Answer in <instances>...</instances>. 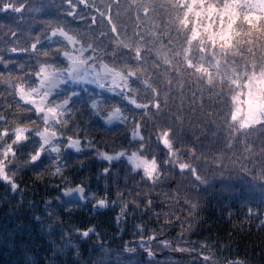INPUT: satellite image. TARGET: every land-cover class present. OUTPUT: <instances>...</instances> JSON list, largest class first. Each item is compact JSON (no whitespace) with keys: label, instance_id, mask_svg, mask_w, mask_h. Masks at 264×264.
<instances>
[{"label":"trees","instance_id":"1","mask_svg":"<svg viewBox=\"0 0 264 264\" xmlns=\"http://www.w3.org/2000/svg\"><path fill=\"white\" fill-rule=\"evenodd\" d=\"M247 2L0 0V5H10L7 12L0 8V55L5 58L13 43L8 36L11 28L21 30L18 46L23 47L27 30L40 32L46 18L67 24L71 18L58 13L76 11L70 31L44 39L48 56L55 57L57 71L64 67L63 58L53 51L59 48L69 56L81 53L87 62L118 73L122 83L110 89L117 93L110 102L121 109L127 129L137 122L147 129V150L139 154H156L161 163L155 183L130 175L126 161H114L111 167L118 178H106L100 172L107 162L92 150L84 155L72 150L70 171L65 172L72 183L65 184L62 177L48 175L50 168L34 180L17 154L9 160L8 174L17 178L21 192L7 193L6 185L0 183V264H201L202 244L212 264L235 259L264 264V119L241 124L234 117L233 103L235 94L241 92L239 79L264 69V10L253 14ZM12 6H24L23 11L16 12ZM37 7L45 9L43 16L36 14ZM17 59L24 65L36 63V56ZM12 76H16L15 65ZM79 87L96 90V85L87 83ZM0 92H4L2 84ZM125 98L143 110L126 105ZM165 128L172 130L174 158L151 138ZM125 131L120 128L106 134L101 129L89 135L101 150L115 151L121 146L138 150L123 139ZM193 158L201 162L203 170L193 167L204 183L174 168L173 159L190 163ZM81 161L86 167L79 166ZM81 178L90 189L85 196L87 205L67 210L55 198L60 188L80 183ZM105 189L107 199L116 204L106 211H94L91 197L99 198ZM145 199L152 201L150 210H146ZM186 199L197 204L192 216L185 210ZM244 205L253 213L259 209L261 215H246ZM125 206L127 216L121 213L117 225L114 217ZM134 225L145 230L138 233ZM88 227L98 235H78L77 230ZM152 232L158 239L138 243L141 236L147 240ZM160 241H167L169 247H162Z\"/></svg>","mask_w":264,"mask_h":264},{"label":"snow or ice","instance_id":"2","mask_svg":"<svg viewBox=\"0 0 264 264\" xmlns=\"http://www.w3.org/2000/svg\"><path fill=\"white\" fill-rule=\"evenodd\" d=\"M65 3H70V0H65ZM9 7L7 3L0 5L5 12L9 10ZM12 7L16 12H22L24 6ZM35 11L37 15L43 16L45 9L37 7ZM58 15L71 19L66 24L62 20L46 18L43 21L44 28L40 32L33 33L27 30L24 33L27 36V42L23 47L18 46L21 30L11 28L8 36L13 41L12 46L6 49L7 58L0 55V68L3 69L0 71V77H6L0 81L4 87V92H0V100L3 101L0 103V183L6 185L7 193L21 192L17 178L8 174L9 160H15L19 154L24 159L25 170L33 172L34 180H40V173L50 168L49 176H60L65 184H70L72 181L65 175V172L70 171L68 161L72 158V150L79 155L92 150L96 157L107 162L108 166L100 172V175L106 178H118L111 165L114 161L120 163L126 161L130 175H139L142 177L141 182L155 183L154 173L150 171L153 166L151 156L142 157L137 163L138 154L147 150L144 145V132L147 129L142 128L139 122L134 128L127 129V121L122 117L121 109L110 102L117 93L100 88L98 83L96 90L91 92L80 88L81 83L88 81H81L77 75L72 73V69L69 68L71 57L59 48L53 51L58 52L63 58L64 67L59 71L56 70L55 57L48 56L49 49L44 46L43 41L63 36L65 31H70L71 23L76 18V11L59 12ZM90 19L94 22L95 17ZM75 22L79 23V20ZM38 50L42 55L37 56ZM21 56H36V63L34 65L21 64L17 59ZM13 65H15V78L12 76ZM25 67H28L27 72L24 71ZM123 102L136 110H143L142 106L126 98ZM103 105L107 107H102ZM85 116L88 119H84ZM114 121L120 123L115 124ZM120 128L126 129L123 139L131 145L138 146L137 152L134 153L130 148L123 146L115 151L101 150L95 147L96 141L89 135L91 131L101 129L106 134H112ZM167 135H171V132L166 130L165 133L158 132L151 137L165 152H168L164 143ZM79 166L86 167L82 161L79 162ZM174 168L182 175L189 174L196 183H203L198 172L191 166L175 164ZM123 180L127 184V176L123 177ZM85 183V179L81 178V182L75 184L74 187L60 188V196L55 199L60 204L66 205L67 210H71L74 205L86 206L88 199H85V196L90 189L85 187ZM114 196L119 197L120 193L115 191ZM91 199L95 201L91 207L97 212L106 211L116 204V200L107 199L106 189L99 198L93 195ZM132 206L136 207L135 204ZM145 206L146 210H150L152 201L145 199ZM244 207L247 208L246 215H261L259 209L253 213L250 206L244 205ZM121 213L127 216V206L120 209V213L114 217L117 225L120 222ZM156 215L159 216L158 213ZM228 215L231 216V213ZM134 227L138 233L145 230L141 225H134ZM77 233L83 238L98 235L93 227L77 230ZM156 239H158L156 233L152 232L147 240L141 236L138 243L143 245ZM160 244L162 247H169L167 241H160ZM201 249L199 253L201 264H212V257L207 253L206 245L202 244ZM177 251H183V249H177ZM147 255L152 257L150 249L147 250ZM233 264H240V259L233 260Z\"/></svg>","mask_w":264,"mask_h":264},{"label":"rangeland","instance_id":"3","mask_svg":"<svg viewBox=\"0 0 264 264\" xmlns=\"http://www.w3.org/2000/svg\"><path fill=\"white\" fill-rule=\"evenodd\" d=\"M252 12L259 13L264 10V0H247ZM188 2V1H186ZM250 11V10H249ZM195 36L198 31L195 30ZM69 68L75 74V70H81L77 75L81 81H88L87 84H99L100 88L115 90L116 85H121V76L111 68L103 66L99 68L90 62L87 58H82L81 53L71 54ZM108 74V75H107ZM240 80L241 92H237L233 97L234 117L241 124H249L264 119V69L253 71L246 79ZM111 82V84H110ZM140 154L137 157V163L142 158Z\"/></svg>","mask_w":264,"mask_h":264},{"label":"clouds","instance_id":"4","mask_svg":"<svg viewBox=\"0 0 264 264\" xmlns=\"http://www.w3.org/2000/svg\"><path fill=\"white\" fill-rule=\"evenodd\" d=\"M166 130L170 131V132L172 131L170 128H165L162 131H160L159 133H165ZM170 136L171 135L166 136L164 143H165L166 147L168 148V157L174 158V157H176V150L173 148V140L170 138ZM133 152L135 153V152H137V150H134ZM147 156L148 155L145 154L144 157H147ZM151 158L153 161V166L150 169V171L156 174L153 176V179L156 181L158 179V174L161 170V163H160V160L158 159V156L156 154H152ZM173 163L184 164L186 167L191 166L193 169H195V167H193V165H195L196 167H201V162H200L199 158H193L190 163L189 162L178 163L175 159H173ZM164 164H165V166L168 164V159L164 160ZM201 170H203L202 167H201ZM202 182L204 183V181H202ZM185 203L188 205V209H190V210L185 209L187 211V215L192 216L197 210V204L194 203L191 199H186ZM216 264H219V261H216ZM226 264H233V260L226 261ZM240 264H244V261L240 260Z\"/></svg>","mask_w":264,"mask_h":264},{"label":"water","instance_id":"5","mask_svg":"<svg viewBox=\"0 0 264 264\" xmlns=\"http://www.w3.org/2000/svg\"><path fill=\"white\" fill-rule=\"evenodd\" d=\"M81 73V70H79V69H77V70H75V74H80ZM115 122V121H114ZM75 185H71V186H68V187H74ZM86 187V186H85Z\"/></svg>","mask_w":264,"mask_h":264}]
</instances>
